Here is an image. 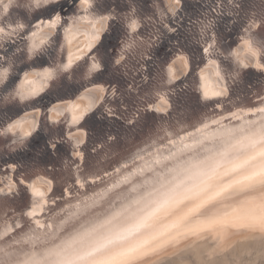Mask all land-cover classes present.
Instances as JSON below:
<instances>
[{
    "label": "water",
    "instance_id": "water-1",
    "mask_svg": "<svg viewBox=\"0 0 264 264\" xmlns=\"http://www.w3.org/2000/svg\"><path fill=\"white\" fill-rule=\"evenodd\" d=\"M95 21L107 22L98 41L77 61L66 64L60 51L63 33L79 22ZM48 27L54 33L35 44ZM0 29V72L8 69L7 81L0 86V176L20 171L24 180L51 182L49 201L41 212L44 221V215L54 210L51 206L70 202L74 196L68 193L103 190L118 176L133 189L156 171L141 188L155 180L147 187L152 192L160 189L172 172L177 177L185 174L175 171L178 165L214 150L220 139L246 132L231 124L211 140L219 133L214 119L264 104V66L245 64L237 56L247 44L264 65V0H59L47 7L42 0L40 9L32 0H16L8 15L0 18ZM97 58H102L104 71L88 73L84 65ZM179 59L187 62L188 69L176 75ZM45 71L55 74L50 88L25 103L13 98V92L25 89ZM207 71L217 72L225 93L204 94L201 81ZM95 83L110 89L98 106L77 122L67 123L61 117L45 124L54 108L81 99L78 94ZM116 98L117 104L111 106ZM93 112L101 116L94 122L100 128L91 133ZM29 115L41 120L32 133L7 135V128ZM84 127V139L78 142ZM39 142L45 143L41 151L29 159H15L23 146ZM53 146L56 149L46 157L44 150ZM19 187L12 194L0 192V247L27 246L28 252L36 244L24 240L42 229L27 215L29 195L23 185ZM140 200L131 208L146 201ZM58 228H43L48 231L43 240L61 233Z\"/></svg>",
    "mask_w": 264,
    "mask_h": 264
},
{
    "label": "bare ground",
    "instance_id": "bare-ground-1",
    "mask_svg": "<svg viewBox=\"0 0 264 264\" xmlns=\"http://www.w3.org/2000/svg\"><path fill=\"white\" fill-rule=\"evenodd\" d=\"M106 25V21H95L94 23L79 22L66 30L62 35L63 39L61 38L63 43L60 48V51H63V56H65L66 64H72L86 54L98 41L101 31ZM53 33V27L44 29L41 31L38 39H36L37 37L35 38L34 43H39L42 39L48 38ZM243 51L241 55L237 54V56H241L240 60H243L245 64L251 62L255 66H264L258 62L257 51L255 49H251L250 51L248 45L244 44ZM245 52H247L246 56ZM252 52H255V55H252ZM92 62L94 61H91L90 64ZM187 69V62L183 59H179L177 67L174 68L173 72L175 71L176 75H178L179 73L185 72ZM176 75H173V77H176ZM106 79L107 77L105 81ZM44 81L45 77L41 75L38 79L31 80L30 83L26 84L27 86L25 89L22 87L21 91L37 93L44 88ZM219 84L216 71L215 73L207 71L203 74L201 88L204 94L214 95V93H225L223 88L219 87ZM263 84L264 83H262V85ZM108 91L110 92L108 87H104L101 83H95L94 86L78 94L81 99L74 103L68 102L64 104V107L58 108L57 106V108H54L51 113L44 118V120L47 121L45 124H49V121L59 120L61 117L65 118V120H69L67 123L77 122L86 111L98 106L105 93H108ZM114 104H117V98L116 102H110L111 106ZM100 117L101 116H99L97 112H93L91 115L90 119L93 118L92 125L89 127L87 126L88 124L86 125L91 133L100 128L99 123H94L98 121L97 119ZM227 118L229 119L227 120ZM40 121L41 120H37L36 117H33V115H29L7 128V135H12L14 138L24 137V135L32 133L37 128ZM214 121L218 122L217 127H219V129L216 131H219V133L213 136L211 140L216 139L218 136L220 137L231 124L242 130L245 129L246 132L234 138L225 137L218 140V145L214 150L212 149L193 162H198L218 153L226 152V159L229 162L247 161L246 163H242L241 167L237 168L234 173H231V176H235L237 173L248 174L251 171L258 172L259 165L264 162V157L258 154L260 148L264 146V104L252 110L228 113L223 117L214 119ZM214 121H212V123ZM234 121L236 122L234 123ZM85 128L86 127L80 129L81 131L78 133L80 139L78 142L84 139L85 133L83 129ZM210 132L213 133V131H209L208 133ZM206 142L209 143L210 141ZM33 144L34 143L26 144L18 152V155L14 154L12 156L17 155L15 159H29L37 151H41L42 147L45 145V143L39 142V144H35L37 146L32 147ZM206 145L212 147L213 144L209 143ZM55 149L54 146L45 149L44 152L47 153L46 157H49L51 155L50 152ZM14 172L7 173L8 175L5 177H3L4 175L0 176V192L6 194L19 192V186L23 185L27 195H29L26 208H28V205L30 208L25 212L27 215L33 217L34 223L38 226H42L47 222H50L51 226H53L56 224L58 225V220L61 222L66 219V221L58 226L62 230L61 233L60 231L59 234L58 232L56 233L57 236L53 235L50 239L45 238L46 240H43L44 235H46L48 231L44 233L42 229L40 230L41 232L35 233L36 236L34 238H31L30 235L29 238L25 239L24 241L29 240L28 242L31 243L33 241L32 243L35 242L36 244L35 246L32 244L29 250L33 248L28 252L25 251V247L27 246L21 247L20 249L15 248L13 250H2L0 247V264H105L111 257L124 251L123 246L127 245L130 240L155 235L156 232L162 231L164 224L171 223L182 210L186 207H190L195 202L194 199L190 198L189 200H182L180 204L175 207H159L165 204V202L170 205L174 195L178 193L184 185L190 184L191 181L185 180L184 185L177 186L178 182L184 179V175L186 174L177 177L176 173L172 172L171 176L164 180L160 189H152L154 190L152 192L147 187L155 180L151 181V183L144 188H141L142 185L149 180L148 177L153 176L152 173H156V171H154L144 176L137 186L133 188V191L127 186L125 191L113 193V195H120L122 198L115 202L116 204L112 203L109 207L105 205L106 210L104 211L87 210V208H84L81 210L66 209L64 213H58L56 209L61 208L62 205L56 207L51 206L54 210L44 215V217H46V221H44L42 220L43 215H41V212L49 201L51 182L48 183L43 178L24 180V178L19 175L21 174L20 171ZM14 175H16L17 178ZM163 175H165V173L159 175L160 178H162ZM160 178H158V181ZM222 179L226 180L227 178ZM253 179L256 180L258 177L254 176ZM16 180H19L21 185L15 182ZM37 192L42 195L38 196L36 194ZM84 192L88 193V190ZM260 192H264V185L253 186L238 193L231 199L240 200L247 197L248 199L255 200ZM133 194L136 195L132 196ZM100 195L102 194L99 193L97 197ZM223 195L222 193V196ZM79 198V196L71 199L69 198L70 202L68 203L75 202ZM139 198H141V200L146 199V201L131 208L130 205H132V203H138L137 200ZM131 199H133L132 202L130 201ZM50 200L54 202V199ZM218 200L219 198H217V201ZM217 201L210 202V204L204 206L200 212L191 214L176 228H170L167 232H162L161 235H155V239H150L147 244H142L139 248L129 252L127 257L120 261V264H201V261H203V264H248L263 256L264 228L261 227L258 219L238 221L235 219L220 220V218H217L220 222L213 224L211 227H203L197 223L198 220L207 219L202 213L213 207ZM76 206H79V204ZM158 208L159 210H157ZM46 209L49 210L48 207ZM117 212L120 213L119 216L115 215ZM149 213H153V215L149 216V226L141 228L124 241L113 240L111 244L105 243L103 247H100L103 239H106L109 235L114 236L132 225L139 223L148 216ZM105 221H110V223L104 224ZM21 222L22 220H18L17 223ZM98 225H103V227L98 228ZM48 229L51 231V228L48 227ZM58 229L56 230L58 231ZM94 229L95 231H93ZM141 251L144 252L142 257H137L135 260L129 259V257L137 256V253ZM11 257L14 258L10 259Z\"/></svg>",
    "mask_w": 264,
    "mask_h": 264
},
{
    "label": "clouds",
    "instance_id": "clouds-1",
    "mask_svg": "<svg viewBox=\"0 0 264 264\" xmlns=\"http://www.w3.org/2000/svg\"><path fill=\"white\" fill-rule=\"evenodd\" d=\"M41 2L42 0H32L33 5L37 9H40ZM58 2L59 0H43L45 7ZM15 4L16 0H0V18L7 16L10 9ZM56 14H61V12L57 10ZM18 26L21 29L24 28L23 24ZM8 27H11V24H9ZM101 61L102 58H97L90 65L86 63L84 68L88 73L102 72L104 71V64ZM244 67L247 68L248 65H244ZM7 73L8 69H3V71L0 72V86L6 83ZM43 76L45 77L44 88L48 89L51 87L52 81L55 80V74H43ZM12 95L13 98L18 100L20 103H25L36 98V94L30 91L25 92L16 90ZM258 154L261 157H264V146L260 148ZM246 162V160L241 162H229L226 159V152H224L207 157L198 162L189 161L178 165L175 171H177V173H185L186 175H184V179L178 182L177 186L184 185L185 180L191 181V183L184 185V187L174 195L170 205L165 202V204H162L159 207H175L180 204L182 200H189L190 198L194 199L195 202L190 207H186L182 210L171 223L164 224L162 231L156 232L155 235H161L162 232H167L170 228H176L191 214L200 212L201 209L204 206L209 205L210 202L217 201V198H219L217 203L206 212L202 213V215L207 217V219L197 221L200 226L211 227L213 224L219 223L220 220L223 219H235L238 221L258 219L261 227L264 228V192H260L255 200L248 199L247 197L240 200L231 199L238 193L253 186L264 185V162L259 165L258 172L251 171L248 174L237 173L235 176L230 175L231 173H234L237 168L241 167L242 163ZM254 176L258 177V179L254 180ZM222 178L227 179L224 180ZM222 193L224 194L223 196ZM157 210H159V208ZM115 215L119 216L120 213L117 212ZM151 215H153V213H149L148 216L142 219L139 223L132 225L114 236L109 235L106 239L102 240L100 247H103L105 243L111 244L113 240L124 241L141 228L149 226L148 220ZM217 218H220V220ZM108 223H110V221L104 222V224ZM97 227H103V225H98ZM93 231H95V229ZM155 235L130 240L127 245L123 246L124 251H121L116 256L111 257L109 261L105 262V264H120V261L127 257L129 252L139 248L142 244H147L150 239H155ZM143 255L144 252L141 251L137 253V256L129 257V259L135 260L137 257H142ZM201 264H203V261H201ZM254 264H264V257L255 261Z\"/></svg>",
    "mask_w": 264,
    "mask_h": 264
},
{
    "label": "rangeland",
    "instance_id": "rangeland-1",
    "mask_svg": "<svg viewBox=\"0 0 264 264\" xmlns=\"http://www.w3.org/2000/svg\"><path fill=\"white\" fill-rule=\"evenodd\" d=\"M125 179H126L125 177L121 176L119 178V176H118V178L115 180V182L114 181L110 182L108 185L105 186V188H103V190L100 188H96V189H93L92 192H90L89 194L84 195V194H79L76 192L68 194L69 197L79 196L80 198L77 199L75 202L64 204V207L62 206L61 208H59V211L60 210L63 211L64 209L81 210L84 208H87V210L104 211V210H106L105 205L109 207L112 203H115L119 199L122 198L120 195L119 196H117L116 194L113 195V193H118V191H125L127 189V187L125 186L126 182H124ZM130 190L133 191L134 189H130ZM132 191H130V192H132ZM99 193H101L102 195L97 197V195ZM126 198H127V196H126ZM77 204H79V206H76ZM74 206H76V207H74ZM56 211H58V208L56 209ZM64 221H66V219L62 220L61 222H60V220H58V225L56 224L55 227L58 228V226ZM45 227L46 228L49 227V228H51V230H53L52 229L53 226H51L50 222H47V223H45V225H42L41 229H43ZM14 243H16V242L14 241ZM251 264H254V263H251Z\"/></svg>",
    "mask_w": 264,
    "mask_h": 264
},
{
    "label": "snow or ice",
    "instance_id": "snow-or-ice-1",
    "mask_svg": "<svg viewBox=\"0 0 264 264\" xmlns=\"http://www.w3.org/2000/svg\"><path fill=\"white\" fill-rule=\"evenodd\" d=\"M133 28H135V25H133ZM0 31H3V29H0ZM250 51H251V49H250ZM252 55H255V52H252ZM64 68H65V70H66V69L68 68V65H65ZM49 74H50L49 72H45V73H44V75H49ZM214 95H219V93H214ZM36 194H37L38 196H39V195H42V194L39 193V192H37Z\"/></svg>",
    "mask_w": 264,
    "mask_h": 264
}]
</instances>
